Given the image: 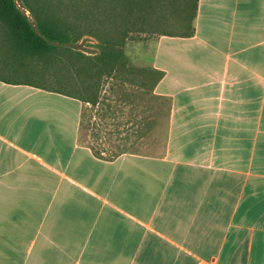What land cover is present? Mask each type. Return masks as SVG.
I'll return each mask as SVG.
<instances>
[{
  "label": "crops",
  "instance_id": "crops-1",
  "mask_svg": "<svg viewBox=\"0 0 264 264\" xmlns=\"http://www.w3.org/2000/svg\"><path fill=\"white\" fill-rule=\"evenodd\" d=\"M193 29L125 44L162 74L149 152L146 94L0 80V264H264V0H198Z\"/></svg>",
  "mask_w": 264,
  "mask_h": 264
},
{
  "label": "trees",
  "instance_id": "trees-1",
  "mask_svg": "<svg viewBox=\"0 0 264 264\" xmlns=\"http://www.w3.org/2000/svg\"><path fill=\"white\" fill-rule=\"evenodd\" d=\"M197 1L0 0V80L73 97L91 107L105 83L124 81L127 73L147 76V83L131 79L130 84L152 91L162 74L131 66L124 46L155 35L191 37ZM84 41L89 43L85 49L79 47ZM27 60L42 67L29 68ZM91 151L98 158L117 155Z\"/></svg>",
  "mask_w": 264,
  "mask_h": 264
},
{
  "label": "rangeland",
  "instance_id": "rangeland-1",
  "mask_svg": "<svg viewBox=\"0 0 264 264\" xmlns=\"http://www.w3.org/2000/svg\"><path fill=\"white\" fill-rule=\"evenodd\" d=\"M173 30H175V29H172V31ZM156 36H158V35L152 36L150 38H153ZM130 41L135 42V41H145V40H130ZM88 44L89 43L84 41L83 43H81L79 45V47L85 49V47ZM123 50H124V55L127 58L128 63H129L128 57L132 56V55L126 53L125 46H124ZM140 51L141 52H148V53L150 52L146 48H143ZM0 58H3L1 56V53H0ZM0 60L4 62V60H2V59H0ZM7 62H8V60H7ZM26 65H28L29 68L31 66L33 69H36V70H38L42 67L41 63H38L36 61H30V60L26 61ZM122 76L124 78V81H121L118 79V80L108 81V83H105L102 87V91L100 93V96H103L104 98H108L107 94H112V96H115V98H118L122 94H131V95L146 94L147 95L146 96V104H147V108H148V113H147L148 114V127L147 128L149 130V133L147 134L148 136L142 140H140V138H132L131 142L128 144V146H129L128 149H129V151H133V152H149V151L153 150L157 144V141H156L157 139H156L155 135H153L150 132L151 129H153L155 127V125H157V124L161 126L162 123L165 121V109H166L165 103H163L162 101H157V102L154 101L152 99V97H150L151 91H149L145 86L143 88H141L140 86L135 87V86L130 84L131 79L136 81L137 85L147 83L148 82L147 76H144L143 74H139V73H134V75L127 73V74L122 75ZM48 78H50V77H48ZM103 91H105V92L103 93ZM155 111H157L156 112L157 115L155 114ZM90 113H91V107H87V109L85 110L86 116L84 119L85 123H84V130H83L82 135H81V141L83 143L92 144V145L96 146L95 141L93 139V135H92L93 132H94V134H98L96 136H99L101 131L105 132L107 130V127H106L105 122H103V120H101L102 123L100 122V120H97V119L93 120L92 117L90 116ZM95 123H97L98 126H95ZM92 124H94L95 127L92 126ZM104 151H105L106 155H109L111 152H114V150H110L107 148L104 149Z\"/></svg>",
  "mask_w": 264,
  "mask_h": 264
}]
</instances>
